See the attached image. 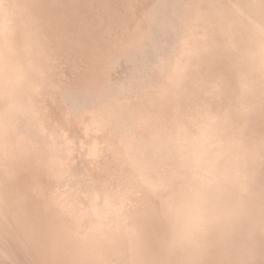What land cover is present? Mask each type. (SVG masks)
I'll use <instances>...</instances> for the list:
<instances>
[{
  "label": "bare ground",
  "instance_id": "bare-ground-1",
  "mask_svg": "<svg viewBox=\"0 0 264 264\" xmlns=\"http://www.w3.org/2000/svg\"><path fill=\"white\" fill-rule=\"evenodd\" d=\"M0 264H264V0H0Z\"/></svg>",
  "mask_w": 264,
  "mask_h": 264
},
{
  "label": "rangeland",
  "instance_id": "rangeland-1",
  "mask_svg": "<svg viewBox=\"0 0 264 264\" xmlns=\"http://www.w3.org/2000/svg\"><path fill=\"white\" fill-rule=\"evenodd\" d=\"M164 30H167V27ZM124 91L125 89H121V92H124ZM84 103H87V100H85Z\"/></svg>",
  "mask_w": 264,
  "mask_h": 264
}]
</instances>
